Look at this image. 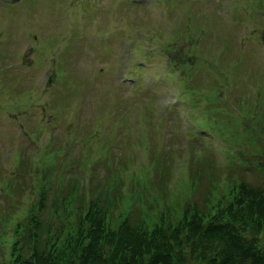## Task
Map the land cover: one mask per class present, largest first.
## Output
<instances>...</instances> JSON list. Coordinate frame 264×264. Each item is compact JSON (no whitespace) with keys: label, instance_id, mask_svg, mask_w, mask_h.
Returning <instances> with one entry per match:
<instances>
[{"label":"rangeland","instance_id":"obj_1","mask_svg":"<svg viewBox=\"0 0 264 264\" xmlns=\"http://www.w3.org/2000/svg\"><path fill=\"white\" fill-rule=\"evenodd\" d=\"M240 178L264 188V0H0V264L33 225L68 245L79 192L115 229Z\"/></svg>","mask_w":264,"mask_h":264},{"label":"trees","instance_id":"obj_2","mask_svg":"<svg viewBox=\"0 0 264 264\" xmlns=\"http://www.w3.org/2000/svg\"><path fill=\"white\" fill-rule=\"evenodd\" d=\"M224 186L225 191L216 194L205 211L190 203L193 205L184 206L174 222L164 223L162 218L147 216L139 204L138 218L130 221L126 215L115 229L104 226L110 198L100 201L86 190L84 203L79 192L78 203L83 206L76 205L81 209L79 222L68 245L58 242L61 238L48 227L42 231L33 225L22 232L25 248L23 241L8 242L1 264H58L59 260L65 264H181V255L187 257L183 264H264V239L258 237L264 226L260 219L264 217V188L242 178ZM73 190L64 195V204ZM38 191L35 201L39 211L45 197L41 183ZM151 196L146 198L151 200ZM126 201L125 205L131 199ZM30 219L40 223L35 214ZM13 227L19 228L17 220Z\"/></svg>","mask_w":264,"mask_h":264}]
</instances>
